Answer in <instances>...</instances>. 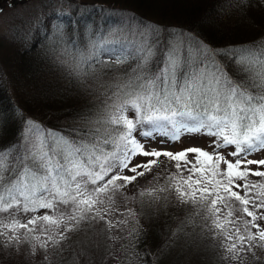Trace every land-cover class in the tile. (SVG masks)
Masks as SVG:
<instances>
[{"label":"snow or ice","instance_id":"snow-or-ice-1","mask_svg":"<svg viewBox=\"0 0 264 264\" xmlns=\"http://www.w3.org/2000/svg\"><path fill=\"white\" fill-rule=\"evenodd\" d=\"M118 23L127 35L91 41L87 55L64 61L67 75L80 83L94 74V64L105 63L101 52L116 64L135 61L102 93L91 126L65 134L29 119L21 142L0 149V247L19 251L27 243L30 254L47 253L82 224L109 232L129 220L138 225L128 206L134 199L166 204L171 196L193 209L173 235L199 228L230 264L248 256L261 264L264 158L249 157L264 151V44L215 49L190 35L160 49L158 26L134 16ZM218 57L236 66L235 76ZM196 135L210 138V151L153 147ZM165 160L175 171L157 172L150 187L126 194Z\"/></svg>","mask_w":264,"mask_h":264},{"label":"trees","instance_id":"trees-1","mask_svg":"<svg viewBox=\"0 0 264 264\" xmlns=\"http://www.w3.org/2000/svg\"><path fill=\"white\" fill-rule=\"evenodd\" d=\"M35 1L7 0L13 12ZM15 3L20 5L12 7ZM241 3L245 4L242 9L238 8ZM217 4L223 7L213 9ZM39 9L44 15L37 14ZM133 16L159 27L160 49L173 39L183 40L190 35L215 49L253 42L264 44V0H60L59 4L56 1L37 4L6 37L9 47L10 39L14 44L11 54L17 71L11 74L8 61H0V149L21 142L29 119L45 129L76 134V129L67 132L62 128V121L68 117L76 121L82 115L87 119L84 125L88 129L89 121L101 110L102 93L110 90L119 78L126 77L135 61L111 67L94 64L90 70L94 74L83 83L67 75L64 61L77 54L87 55L91 41L111 38V33L127 35L121 31L125 25L118 22ZM89 17L94 20L87 21ZM82 20L91 29L84 41H80L83 35L77 28ZM3 54L0 41V57ZM99 56L102 61H110L105 52ZM217 60L235 76L236 66L227 57ZM112 67H119L118 75ZM204 137L203 148L210 151V138ZM185 147L189 146L182 145L179 150ZM165 169L175 171L165 160L153 174L129 185L126 194L131 197L150 187L152 176L165 173ZM159 182L163 183L162 177ZM128 206L136 211L138 225L129 220L126 226L109 232L102 224L91 227L82 224L58 248L50 247L47 253L38 249L35 255L30 254L27 243L19 251L0 247V264H230L222 258L218 242L201 235L199 228L187 227L184 232L172 234L177 222L193 212L191 207L178 205L171 196L166 204L164 201L151 204L147 199L142 203L137 198ZM166 206L171 209L168 213ZM257 255L264 264V251L257 250ZM244 264L257 262L248 256Z\"/></svg>","mask_w":264,"mask_h":264},{"label":"rangeland","instance_id":"rangeland-1","mask_svg":"<svg viewBox=\"0 0 264 264\" xmlns=\"http://www.w3.org/2000/svg\"><path fill=\"white\" fill-rule=\"evenodd\" d=\"M35 0H31V2H33ZM49 1H56L57 4H59L60 0H36L35 4L30 5L29 7L24 6V7H19L18 9H16L14 12L11 11L13 9L8 8V2L7 0H0V7L3 8V11L0 12V41L3 45L4 48V54L0 57V61L1 62H6L8 61V69L11 71V74H14L15 71H17V68L15 66V62H14V58L11 54L12 52V46L14 45L11 42L10 39V47L7 45L8 40L6 39V37L10 36V31L11 29H13L14 27H16L17 25H19L20 23H22V21L25 19L26 16H29L32 7L36 6L38 4V6H41V3L44 2H49ZM20 4L15 3L14 6L12 7H16ZM41 8V7H38ZM47 10V8H46ZM37 14H42L44 15L41 10H38ZM94 19L92 17H89L87 21H93ZM36 24V22H35ZM79 28L78 31L82 33L83 37L82 39H80V41H84L87 37L86 35H89L91 33V29L90 26L87 22H85L84 20H82L79 24V26L77 27ZM83 29V30H80ZM47 37H49V34H47ZM115 61H105V63H103L102 66L104 67H108L112 64H116L114 63ZM112 69L115 70V73L118 75V71L120 70L119 67H112ZM123 70V69H122ZM12 84V88L14 87V81ZM94 102V99H93ZM98 102V101H95ZM98 109V108H96ZM62 128H64L67 132H69V130H73L76 129L77 133L82 134L84 131L87 130V128L85 127V125L87 124V119L84 118L82 115L78 116V118L75 120H73L72 118L68 117L65 118L62 121ZM85 124V125H84ZM205 137L204 136H200V135H196V136H185L182 137L180 141H176L170 144H165V145H157L155 143H153V147H159L165 150H170V151H178L180 149V147L182 145H187V146H200V147H204L205 146ZM204 145V146H203ZM249 158H253V159H262L264 158V151L262 152H257L255 154H253L251 157ZM138 159H142V158H138ZM167 210L166 212L168 213L169 211H171L170 207H165ZM166 213V214H167ZM161 216L163 215L162 213L160 214Z\"/></svg>","mask_w":264,"mask_h":264}]
</instances>
